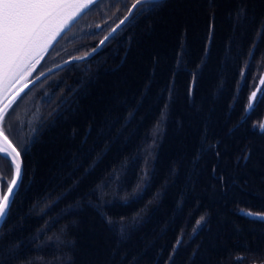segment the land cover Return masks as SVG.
Here are the masks:
<instances>
[{
	"label": "trees",
	"instance_id": "1",
	"mask_svg": "<svg viewBox=\"0 0 264 264\" xmlns=\"http://www.w3.org/2000/svg\"><path fill=\"white\" fill-rule=\"evenodd\" d=\"M133 2L98 0L52 46L29 79L60 62L92 52L127 14V7ZM215 2V34L210 56L191 100L190 73L201 63L207 44L210 22L207 0H164L150 15L126 22L115 34L117 39L107 40L91 57L55 70L17 99L8 118L14 130L13 138H9L14 144L23 145L33 130L37 131L24 160L20 195L11 206L7 222L0 227L4 236L0 244L21 245L14 264H69V258L70 264H133V260L135 264H166L181 231L184 243L176 250L171 264H264L253 255L256 251L264 253V224L251 223L237 215L240 208L264 210V134L253 128L254 123L264 121V102L246 121L240 120L248 96L257 88L264 89V85H259L264 77V42L260 43L242 79L240 72L254 26L238 34L242 48L234 49L233 58L222 63L226 39L232 35L228 14L240 0ZM246 3L250 14L264 16V0H246ZM182 44L184 64L174 77V92L169 98L167 86L173 80L176 53ZM30 92L39 99L37 111L29 125L24 124L20 130L21 119L32 116L31 107L26 113L23 105L19 107ZM141 94L143 101L135 120L110 145V150L97 142L93 152L77 157L73 164V153L88 124L93 119L99 123L109 113L114 120L123 117L126 110L137 108ZM165 103L169 105L167 109ZM69 105L73 111H66ZM205 127L209 143L219 142L221 155L217 159L213 151L205 152L196 174L190 177L192 182L188 183L190 160L200 147ZM145 132L149 133V144L153 135L156 138L150 149L144 143ZM94 139L95 132L89 143ZM145 150L152 151L148 158L153 161L150 167L154 175L143 198L124 206L123 199L130 197L140 181ZM246 150H250V160L246 166L242 160L237 166V157ZM101 151L105 152L103 159L97 161L79 188L49 208L48 196L55 200L73 179H80L83 169ZM133 157H137L136 163L129 167ZM0 162L7 164L2 167L6 171L0 173L6 178L5 183H0L4 194L12 170L8 163ZM213 164L219 165L218 172L226 177H239L240 186L229 182L227 194L222 195L221 185L212 175ZM174 167L179 169L175 177L170 174ZM113 169L121 180L109 182V187L101 193V200L109 203L97 207L98 202L88 206L85 201L77 206L79 197L105 180ZM157 192L162 195L153 199ZM178 201L182 202L180 208ZM70 203L75 210L65 215ZM140 209H144L140 213L143 223L117 247V237L110 230L107 218L116 221L121 216L130 218ZM202 214L207 215L209 222L202 231L193 234L195 221ZM52 217L61 218L48 230L45 224ZM41 229L44 233L32 242ZM249 248L251 252L247 251Z\"/></svg>",
	"mask_w": 264,
	"mask_h": 264
},
{
	"label": "snow or ice",
	"instance_id": "2",
	"mask_svg": "<svg viewBox=\"0 0 264 264\" xmlns=\"http://www.w3.org/2000/svg\"><path fill=\"white\" fill-rule=\"evenodd\" d=\"M164 0H134L130 7H127V13L120 25L116 29H113L109 36H106L104 40L100 41V45L105 44L107 40L117 39L116 33L120 29L121 25L125 23H132L137 17H146L152 12H155L162 4ZM97 4V0H0V161H4L9 164L12 170L11 179L7 183V192L0 195V226L7 222L8 217L11 214V206L15 204V199L20 195L19 190L23 187V169L24 160L29 152V144L33 142L36 129L33 130L27 143L20 145L14 144L13 140L9 137L12 136V129L8 126V118L10 112L13 109V105L17 99L20 98L21 93L28 88L32 82L29 77L36 69V65L44 57L45 53L49 51L50 46L54 41H57L58 37L73 24L75 21L91 11V6ZM207 7L210 9L208 13L209 25L207 44L204 48V56L201 58V63L190 73L192 76V83L189 87L190 100L194 96V89L199 76L202 73V68L206 64L207 58L210 56L211 43L215 34V17L217 4L215 0H207ZM119 11V9H117ZM229 18L232 24V35L227 37L224 45V58L222 63H226L229 58H233V50L242 48V43L238 42V34L245 33L250 26H254L253 38L249 44L247 51V58L244 61V68L241 69L240 76L245 78L247 72L245 69L250 67V61L254 58L256 50L261 42H264V16L257 17L255 14H250L248 4L246 0H240L235 9L229 12ZM99 27V25H97ZM100 45L93 48V52H96ZM91 55V53H85L84 56L75 57L74 59L82 60L85 57ZM176 68L173 71V80L167 86L169 98H171L174 92V77L181 69V65L184 64V51L183 44L180 51L176 53ZM187 70V69H183ZM43 75V73H41ZM261 85H264V77L260 78ZM240 82L238 81V87ZM149 85H146V88ZM143 95L137 99V108L126 110L123 117H118L115 120L111 114L105 115L102 120L97 123L95 119L88 124L84 130L83 136L80 140V144L75 153H73V161L77 157H86L89 153L95 150L97 142L104 143L105 148L110 150V145L119 140V137L123 135V131L135 120L138 114V106L143 101ZM235 100V97H234ZM264 102V89L257 88L253 91L247 100V104L244 108V112L240 117L241 121H246L247 118L256 110L258 105ZM168 103H165L164 108L167 109ZM72 105L66 111H73ZM161 115L164 113L162 111ZM210 116L207 120L210 121ZM158 124L154 128L158 129ZM119 125V127H117ZM253 128H258L261 134H264V121L258 125L253 124ZM207 127H205L202 134L200 147L194 153L190 163L192 165L191 171L188 173V183H191L190 177L196 174V169L199 166V162L202 156L207 151H213L216 158L219 159L221 153L217 148V142L209 143L207 135ZM95 132V139L89 143L90 138ZM77 134V131L73 130V136ZM127 139V138H126ZM156 142L155 135L152 136L151 144ZM144 143L149 144V133H144ZM149 144V149L151 148ZM207 145V147H206ZM105 155L104 151L97 152L95 158L91 161L88 167L83 169V174L80 179H73L72 184L65 188L55 200H52V196H48V200L51 204L48 205L51 208L62 197H65L71 192L76 191L79 188L80 183L91 171L94 170L97 161L102 160ZM152 156V151L145 150L144 167L140 175V181L137 187L130 194V197H125L122 201L124 206L130 203H136L143 198V193L147 190L150 179L154 175V169L150 166L153 161L148 157ZM251 158L250 150H246L237 157V166L239 161H244L246 166L247 162ZM137 157H133L129 167L136 163ZM212 175L219 181L221 187L219 191L222 195L227 194L229 182L239 187V177L231 178L226 177L222 172H218L219 165L213 164ZM79 171V167L76 169ZM170 174L175 177L179 174L178 168H172ZM121 177L117 174V170L113 169L108 173L105 180L101 181L91 189L88 193H84L76 201V205H83L87 201L88 206H92L94 202L97 207L107 205L109 202L101 200V193H103L108 187L109 182L119 183ZM162 195V192L153 194V199ZM181 201L177 202V207H181ZM151 204V200L149 201ZM148 205H145L147 208ZM199 208V204L196 205ZM75 210L72 203L68 204L64 210L65 215L71 214ZM144 209H140L133 213L130 218L121 216L118 221L113 220L111 217L107 218L110 230L114 231L117 237V247L121 243H125L130 238L131 232L140 224L143 223L144 217L140 214ZM207 212V210H205ZM237 215L249 220L251 223L264 224V210L253 211L240 208ZM61 217H52L50 221L46 222L45 228L50 230L54 227L55 223L59 221ZM207 215H200L195 221V225L192 228L193 234L198 231H202L208 224ZM44 229L38 232L37 236L33 238L32 242H35L40 238V235L44 233ZM184 233L181 231L177 237L175 243L172 246V251L169 254V260L166 264H171V260L176 250L184 243ZM4 238L3 234H0V240ZM51 239V238H49ZM50 246V245H48ZM21 245L17 242L14 246H5L0 244V264H14V261L19 258V249ZM38 247H40L38 245ZM247 251L251 252L249 248ZM253 255L264 261V253L259 251L253 252ZM70 264V258H69ZM133 264L135 261L133 260ZM239 264V262H238Z\"/></svg>",
	"mask_w": 264,
	"mask_h": 264
},
{
	"label": "rangeland",
	"instance_id": "3",
	"mask_svg": "<svg viewBox=\"0 0 264 264\" xmlns=\"http://www.w3.org/2000/svg\"><path fill=\"white\" fill-rule=\"evenodd\" d=\"M259 85H260V82H259ZM38 101H39V99H36L35 95L32 92L25 94L24 98L20 101V106L19 107L21 108L22 105L24 106V113H26L29 110L30 107L32 109V116H28V117L25 116V120L21 119L22 124H18L17 123L19 125V129L20 130H22V127L24 126V124L28 126L29 123L31 122L32 118H34V115H35L34 113L37 111ZM12 121H13V119H12ZM8 126L12 129L11 120H8ZM12 131L14 132V130H12ZM5 165L7 166V164H5ZM5 165H2L1 162H0V173H2V171H4V172L6 171L5 169L2 168ZM7 173H9L8 170H7ZM0 192L2 193V187L0 189ZM1 193H0V195H2Z\"/></svg>",
	"mask_w": 264,
	"mask_h": 264
},
{
	"label": "water",
	"instance_id": "4",
	"mask_svg": "<svg viewBox=\"0 0 264 264\" xmlns=\"http://www.w3.org/2000/svg\"><path fill=\"white\" fill-rule=\"evenodd\" d=\"M97 1H98V0H97ZM126 15H128V13H127ZM126 15H125V16H126ZM125 16H124V17H125ZM124 17H123L121 20H123ZM79 18H80V17H79ZM79 18H78V19H79ZM78 19H77V20H78ZM77 20H76V21H77ZM121 20L118 22V24H116V25L112 28V30H113V29H116L117 26L120 25ZM76 21H75V22H76ZM73 24H74V23H73ZM73 24H72V25H73ZM72 25H71V26H72ZM71 26H70V27H71ZM122 26H123V25H121V27H122ZM70 27H69V28H70ZM121 27H120V28H121ZM69 28H68V29H69ZM68 29H67V30H68ZM67 30H66V31H67ZM112 30H111L106 36H109V34L112 32ZM118 30H119V29H118ZM66 31H65V32H66ZM65 32H64V33H65ZM64 33H63V34H64ZM63 34H62V35H63ZM106 36H105V37H106ZM60 37H61V36H60ZM60 37H58L57 41L59 40ZM105 37H104V38H105ZM104 38H103L102 40H104ZM102 40H101V41H102ZM57 41H54L53 45H54ZM53 45H52V46H53ZM97 45H100V42H99ZM97 45H96V46H97ZM52 46H50L49 50L52 48ZM101 46H102V45H100V47H101ZM90 53H91V55L85 57V58L82 59V60H77V59L71 58V59L65 60V61H63V62H60L59 64H57V65H55V66H53V67H51V68L45 70L44 72H42L43 75H41V73H40L39 75H37L36 77H34V78L31 79L32 82L29 84L28 88L31 87L32 85H34L35 83H37L38 81H40L41 79H43L44 77H46L48 74L54 72L55 70H58V69L62 68L63 66H65V65H67V64H69V63L83 61V60H85V59L91 57L95 52H93V50H92V52H90ZM46 54H47V52L45 53V55H46ZM45 55H44V56H45ZM41 60H42V59H41ZM28 88H26L24 91H26ZM21 94H22V93H21ZM6 192H7V188H6V190H5L4 193H6ZM0 227H1V226H0Z\"/></svg>",
	"mask_w": 264,
	"mask_h": 264
},
{
	"label": "flooded vegetation",
	"instance_id": "5",
	"mask_svg": "<svg viewBox=\"0 0 264 264\" xmlns=\"http://www.w3.org/2000/svg\"><path fill=\"white\" fill-rule=\"evenodd\" d=\"M4 181V183L6 182V178L3 176H0V183H2ZM0 189H1V185H0ZM1 193V192H0Z\"/></svg>",
	"mask_w": 264,
	"mask_h": 264
}]
</instances>
